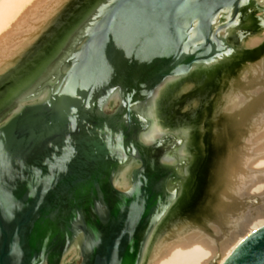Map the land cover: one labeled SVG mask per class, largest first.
Instances as JSON below:
<instances>
[{
  "label": "water",
  "instance_id": "95a60500",
  "mask_svg": "<svg viewBox=\"0 0 264 264\" xmlns=\"http://www.w3.org/2000/svg\"><path fill=\"white\" fill-rule=\"evenodd\" d=\"M212 107L210 149L187 148ZM258 216L264 0H70L0 76V264L224 253ZM223 264H264V227Z\"/></svg>",
  "mask_w": 264,
  "mask_h": 264
},
{
  "label": "bare ground",
  "instance_id": "6f19581e",
  "mask_svg": "<svg viewBox=\"0 0 264 264\" xmlns=\"http://www.w3.org/2000/svg\"><path fill=\"white\" fill-rule=\"evenodd\" d=\"M65 1L0 0V73L36 37ZM117 185L123 187L124 181L119 180ZM262 227L264 216H258L240 230L233 246L224 253L201 237L188 236L166 248L154 264H223L241 242Z\"/></svg>",
  "mask_w": 264,
  "mask_h": 264
},
{
  "label": "flooded vegetation",
  "instance_id": "af4514ba",
  "mask_svg": "<svg viewBox=\"0 0 264 264\" xmlns=\"http://www.w3.org/2000/svg\"><path fill=\"white\" fill-rule=\"evenodd\" d=\"M246 33L245 32H238L236 34V37H237V40H241L242 38L246 37ZM191 45V43H190ZM219 68H209V69H202V68H199L197 70H195L194 72H199V73H205V72H219ZM226 71L223 73L225 74ZM224 78V75L221 76L220 80L219 81V85H218V91L216 92L217 94L220 92V87L222 86V84H224L225 82H223ZM201 79H203V76L201 77ZM181 80V79H180ZM221 93V92H220ZM219 93V94H220ZM210 94H213L212 93H209ZM216 94V95H217ZM214 99V102L215 100H217L218 98L215 96L212 98ZM164 101V99H163ZM167 105V104H166ZM164 111V110H163ZM214 112H215V107H212V111L210 112V114H203L201 112H199L198 108L194 111V113H192L191 115V119L188 120V123L186 125V127H183L181 126L183 129H186L188 130V133H189V139H188V143H187V148L192 145L196 152H200L202 153V151H207L208 149H210V136H211V133L213 132V129H214V124H211L210 125V121H213V118H214ZM180 122V121H178ZM170 128H172V125L168 124ZM180 128V126H179ZM193 155V158L195 160L196 158V155L197 153H191ZM194 160L192 162H194ZM100 208V211H102L103 207H99ZM78 264H80L81 262V259H79L78 261Z\"/></svg>",
  "mask_w": 264,
  "mask_h": 264
},
{
  "label": "rangeland",
  "instance_id": "374dc122",
  "mask_svg": "<svg viewBox=\"0 0 264 264\" xmlns=\"http://www.w3.org/2000/svg\"><path fill=\"white\" fill-rule=\"evenodd\" d=\"M69 1H70V0H66V1L63 3V5L59 8V10H57L56 13H55V14H54V15L48 20V22L45 24V26L51 21V19H52V18H53V17H54V16H55V15H56V14H57V13L63 8V7H64V5H65L66 3H68ZM45 26H44V27H45ZM44 27H43V28H44ZM27 45H28V44H27ZM21 52H22V51H21ZM21 52H20V53H21ZM20 53H19V54H20ZM19 54H18V55H19ZM18 55H16L15 58H16ZM15 58H14V59H15ZM13 61H14V60H12V62H13ZM12 62H11V63H12ZM11 63H10V64H11ZM10 64H9V65H10ZM8 67H9V66H7V68H8ZM7 68H6V69H7ZM6 69H5V70H6ZM5 70H4V71H5ZM4 71H3V72H4ZM3 72L0 73V76L3 74ZM191 85H192V86H191ZM186 86H187V87H186ZM194 87H195V83H194L193 81H191V80H187V81H185V82L183 83V85H182V86H181V87L175 92V96H176V97H179V96L183 95L184 93H186L187 91L191 90V89L194 88ZM72 264H78V262H77V261H74ZM210 264H212V262H211Z\"/></svg>",
  "mask_w": 264,
  "mask_h": 264
}]
</instances>
